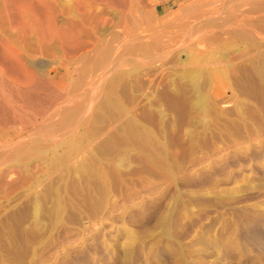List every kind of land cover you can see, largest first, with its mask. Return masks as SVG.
I'll use <instances>...</instances> for the list:
<instances>
[{
  "label": "rangeland",
  "instance_id": "rangeland-1",
  "mask_svg": "<svg viewBox=\"0 0 264 264\" xmlns=\"http://www.w3.org/2000/svg\"><path fill=\"white\" fill-rule=\"evenodd\" d=\"M159 1L161 2L157 7L159 14L180 11L183 16L190 11L179 10L180 5L186 7L194 0ZM152 2V4L156 3L155 0ZM219 4L220 1L216 0L210 6ZM246 8L241 6L239 9L243 11ZM177 34H180V37H190L188 41L193 42L198 35L184 30L178 31ZM176 39L169 35L163 37V40L169 43L162 49L153 51L155 56V53L159 55L156 56L158 58L156 61L137 66L131 58L128 59V64L119 66L121 67L119 70L123 69L126 73L128 81L126 87L120 89L119 96L124 106L131 110L122 119L127 118L130 112H134L133 114L141 123L143 122L142 124L149 125L144 111L150 109L155 114L153 115L158 121L155 127L159 129V139L168 155L167 164L171 175L154 173L145 168L144 163L138 159L123 160L119 164L120 180L112 185L110 193L98 200L95 208L89 205L88 208H84L79 205L78 196L74 193L70 195L67 191L65 193L62 189L65 188L64 183L67 181L75 182L74 174L67 172L65 179L66 172L61 169L44 177L43 172L38 170V173L46 178V182L51 181L50 185L47 182L51 190L68 193V197L65 195L66 199H71L74 206L65 214L64 218L68 221L65 220L66 225L64 223V233L60 240H56L54 234L47 232L41 243L34 242L33 246L28 247L23 257L26 264H64V262L68 263V256L75 253L80 254L77 264H264V93L258 90H248L240 94L235 92L236 78L228 73V69L233 64L244 62L242 57L239 58V54L243 52L239 42L222 43L218 47L208 48L204 45L197 46V43L183 46L176 42ZM201 52H205L209 59L191 61L186 58L188 53L198 55ZM60 63L58 59L57 62L52 61L51 66L60 67ZM5 67L3 74L8 73L12 76L14 72L11 73L12 70ZM198 67L204 76L208 74L210 77V80L203 83L208 93V96L203 98H200L202 95L197 91L196 84L188 73ZM137 70L139 72L143 70L145 75L140 76ZM72 71V67L64 69L65 78H56L48 84L50 88L45 87L41 91L42 100L46 101L44 105L55 102L57 104L61 96H68L69 91L72 93L70 83L76 77ZM15 75L12 77L15 78ZM89 80L90 78L86 77L77 90V92L82 90L81 96H84L86 102L82 97L80 101L84 106L89 103L94 89L88 88ZM0 85L2 94H0V103L5 102L7 106L4 103V109L0 104L2 107L0 139L4 142L8 140L7 148H11L14 146L11 144L18 143V139L19 142L22 139L28 140L35 127L42 121V117L40 115L34 117L32 112L36 113V108L30 101L21 98L20 86L1 77ZM159 90L163 95L158 93ZM96 91L98 90L93 94L95 97L92 105L97 109L101 105L99 102H102L104 93L100 90L98 94ZM63 93L65 94L62 95ZM160 95L165 97L162 98ZM176 96L185 99L186 110L180 108L177 103L171 102L170 98ZM21 104H26V107ZM23 108H27V111ZM4 110L11 112V117L9 112L5 113ZM101 118L102 122L95 125L98 131L101 129L99 132L106 131L111 126L112 130H118L117 117L106 113ZM12 121L16 122L12 124ZM6 127L12 129L8 130ZM4 142L0 141V143ZM48 146L52 148L43 153L44 157L53 148L60 153L66 150L64 146L53 147L51 144ZM38 156L31 155L26 159V163H37ZM15 157L6 160L8 163L1 162L0 168L3 165L17 163L18 157ZM73 162L69 164L75 165L76 163ZM54 174H56L55 178L58 177L55 181L52 177ZM7 178L9 179V176ZM200 181L202 184L199 183ZM53 185L55 187H52ZM1 204L3 200L0 199V208ZM48 204L50 205V202ZM46 223L47 228L53 224L51 221ZM44 245H47V248L44 249ZM130 248L132 249L129 250Z\"/></svg>",
  "mask_w": 264,
  "mask_h": 264
},
{
  "label": "bare ground",
  "instance_id": "bare-ground-1",
  "mask_svg": "<svg viewBox=\"0 0 264 264\" xmlns=\"http://www.w3.org/2000/svg\"><path fill=\"white\" fill-rule=\"evenodd\" d=\"M152 1L0 0V77L20 86L18 89L21 91L19 93L21 98L30 101L31 105L36 108V113L32 112L34 117L36 115L42 117V121H39L40 125L38 124L37 127L34 125L35 131L28 140L21 138L22 141L19 142L20 139H18V143H12L11 145L14 146L7 148L8 140L4 142L0 139L1 142H4L0 143V164L4 161L7 162L6 160L15 157V155L18 157H15L17 163L7 164L6 167L3 165L0 168V199L3 200V204L4 200L6 202L4 205L1 204L0 208V264H26L23 257L28 247L33 246L34 242L41 243L47 232L51 235L54 234L56 240H60L64 233L65 220H67L64 218L65 214L74 206L71 199H66L69 196L68 193L78 196L79 205L82 207L88 208L87 205H89V207L95 208L98 205V200L107 196L112 185L120 180L119 164L121 161L138 159L144 163L145 168L154 173L171 175L170 167L167 164L168 155L159 139V129L155 127L158 124L155 114L150 109L144 111L149 125L142 124L143 122L141 123L133 114L134 110L127 118L122 119L131 110L124 106L119 96L120 89L125 88L128 83L126 73L123 69L119 70L121 68L119 66L128 64V59L132 58L137 66L158 60L156 56L159 57V55L155 53V56L153 51L162 49L169 43L163 40L166 35L173 36L174 39L177 38L175 41L183 46L197 43V46L204 45L214 48L222 43L239 42L243 50L239 54V58L242 57L244 62L233 64L228 69V73L236 78L235 92L240 94L248 90H258L264 93V0H218L220 1L218 6H210L216 0H194L186 7L180 5L179 10L190 11L183 16L180 11H167L161 15L157 8L161 2L155 0L156 3L152 4ZM241 6L247 8L241 11L239 9ZM182 30L198 34L195 42L188 41L190 37H180L182 32L179 35L177 32ZM186 58L191 61L209 59L205 52L198 53V55L188 53ZM58 59L61 66H51L52 61L56 60L57 62ZM5 66L12 70L11 73L16 74L13 73L15 78L8 73L3 74V71L6 70ZM68 67H72V72H74L72 74L76 75L70 83L71 89H73L72 93L67 89L68 96L59 94L61 97L59 101L57 99V104L55 102L44 105L46 101L42 100L41 91L45 87L50 88L48 84L55 81L56 78H65L64 72L66 71L63 72V70ZM188 73L195 82L197 91L202 95L200 98L208 96L203 83L210 80L209 75L204 76L200 67L190 70ZM143 74V70L139 72L140 76ZM86 77L90 78L87 84L88 88L94 89L93 93L91 92L92 95L89 94L91 97L88 95L89 103L87 101L88 104L84 106L80 101L82 90L81 92H77V90L80 89V83ZM225 88L227 89V87ZM95 90H98L96 91L98 94L100 90L104 93V98L101 96L102 102L97 100L101 103L97 109L92 105ZM159 91L158 93H163ZM59 93L62 92L59 91ZM9 94L7 96L10 97ZM162 95H160L162 98L165 97ZM164 95L167 94L164 93ZM170 99L173 104L177 103L180 108L187 109V104L182 96ZM4 103L0 104L3 106ZM3 108L5 109L4 106ZM168 108L170 107L168 106ZM25 110L27 111V108ZM106 113L117 117L118 130H112V126L103 132H99L101 129L99 131L96 129V123H100L101 116ZM10 115L11 112H9ZM28 115L30 114L28 113ZM160 115L162 116V114ZM12 127L14 128V126ZM12 127H6V129L10 130ZM21 128L23 129L22 126ZM1 135L3 136L2 133ZM98 139L101 141L97 142ZM49 144L53 147L64 146L66 150L60 153L53 148L44 157L43 153L52 148L48 146ZM33 154L39 155L37 163L27 164L26 159H29ZM71 161L76 164H69ZM231 164L233 163L231 162ZM61 169L65 170V175L68 172L76 176L75 182L64 183L65 188L62 189L64 192L67 191V194L52 191L49 186L51 181L50 183L47 181L48 185L44 178L49 173ZM38 170L43 172L44 177L38 173ZM66 177L67 175L65 179ZM73 178L75 179V177ZM79 209L81 208L79 207ZM78 213L80 212L78 211ZM48 221L53 223L49 228L46 223ZM46 242L48 245L49 241ZM46 246L44 245L43 248L45 249ZM102 251L104 252V250ZM85 252L87 251L85 250ZM68 257V263L64 262V264H77L80 254H70Z\"/></svg>",
  "mask_w": 264,
  "mask_h": 264
}]
</instances>
